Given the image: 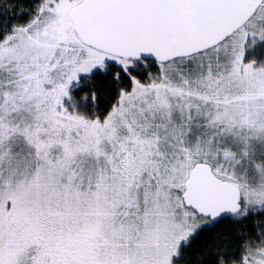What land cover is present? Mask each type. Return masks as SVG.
Listing matches in <instances>:
<instances>
[{
	"label": "snow or ice",
	"instance_id": "6c2138e0",
	"mask_svg": "<svg viewBox=\"0 0 264 264\" xmlns=\"http://www.w3.org/2000/svg\"><path fill=\"white\" fill-rule=\"evenodd\" d=\"M0 264H264V0H0Z\"/></svg>",
	"mask_w": 264,
	"mask_h": 264
}]
</instances>
